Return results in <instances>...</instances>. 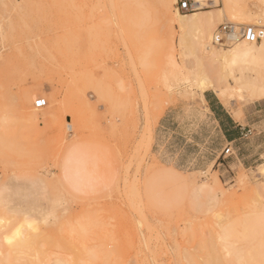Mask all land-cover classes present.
Instances as JSON below:
<instances>
[{
	"label": "rangeland",
	"instance_id": "obj_1",
	"mask_svg": "<svg viewBox=\"0 0 264 264\" xmlns=\"http://www.w3.org/2000/svg\"><path fill=\"white\" fill-rule=\"evenodd\" d=\"M180 1L167 0L168 15L159 0H0V264H264V236L251 223L264 100L227 97L247 131L226 156L204 96L225 109L220 116L232 114L215 90L202 92L215 76L196 69L193 53L206 27L177 25V12L214 16L222 2L200 0L191 13ZM240 1L264 19L260 0ZM171 40L183 74L172 73ZM248 64L232 67L234 89L264 87V62ZM87 145L95 193L76 191L62 173L68 149ZM220 214L242 219L225 238L229 255L213 248Z\"/></svg>",
	"mask_w": 264,
	"mask_h": 264
},
{
	"label": "bare ground",
	"instance_id": "obj_2",
	"mask_svg": "<svg viewBox=\"0 0 264 264\" xmlns=\"http://www.w3.org/2000/svg\"><path fill=\"white\" fill-rule=\"evenodd\" d=\"M159 1L161 4L160 10L168 15L171 14L173 5L167 2V0ZM197 1L200 2V0ZM174 2L177 3V0H174ZM221 2L222 7L216 11V14H214V16H211L209 12H198L191 14L189 17H183L179 12H177V15L180 17L177 25L181 30L188 32L206 27V29L199 35L198 39H196L193 53L196 56V69H201V73L205 75L208 73L213 74L215 76V81L207 82V80L204 79V82L201 84L200 88L202 92H206L208 90H215L219 94V96H222L221 100L225 101L226 103L227 97H229V95H232L233 93L236 95L247 94L252 97L255 101L264 100V87L257 86L251 83H246L241 84L238 86L237 89H234L233 85L231 84V80H235L237 75V72L232 69L234 65L239 62H244L248 64L251 60H260L264 62V35L262 37V40L257 43H246L244 41L234 43L227 47H235L231 50H226V48L216 47L212 45L214 34L216 32L215 31L213 33V30L217 23L222 22L223 20H228L232 21L234 24L237 23L245 26L254 24L253 26L261 25L264 27V19L258 17L257 13L249 12L246 9L245 5H241L240 0H221ZM260 2L262 3V5L264 4V0H260ZM218 3L219 0H216V4ZM170 20L172 26H174V18H171ZM184 42L185 36L183 35L180 38V45L183 46ZM167 48L172 73L174 75H178L182 73L183 70L177 62L175 56V45L172 40L168 43ZM240 71L243 72L245 70L242 69ZM182 74L179 76H182ZM175 78L176 76L174 77V79ZM176 83L178 82L176 81ZM238 117H241V114H238ZM90 149L92 148L87 149L84 146L71 147L68 149L67 153L64 155L62 160V173H64V179L70 187L74 188L78 192H84L87 188L89 189V187H91L90 190L93 192L92 189H95L98 186L96 185V181L98 180L96 178L98 166L96 162V157H94V151H91ZM261 173L263 175V180L260 190L257 193V197L254 204L255 218L251 222L259 228L257 230L258 233L252 232V234L256 235L255 237L259 238H262L264 236V168ZM216 183L220 186V183L218 181ZM92 186L96 187L94 188ZM232 218L233 217H231L230 214H220V220L217 218L218 221H220V231L216 233L217 240H214L217 241V245H214L216 243H213V248L215 250L216 255H225L226 253L227 255H229L231 252V247L229 244H227L225 238L230 235L231 229L234 228L236 225H241V223L239 222L242 221V219L241 221H239L237 219ZM238 219L240 218L238 217ZM245 220V226L249 227L250 222L247 218L244 219V221ZM34 221L35 220H31L29 218L25 221L27 227H33L30 228V230L35 229ZM214 238H216V236ZM7 240L9 241V238H7ZM48 264L63 263L60 260H56L49 262Z\"/></svg>",
	"mask_w": 264,
	"mask_h": 264
},
{
	"label": "built area",
	"instance_id": "obj_3",
	"mask_svg": "<svg viewBox=\"0 0 264 264\" xmlns=\"http://www.w3.org/2000/svg\"><path fill=\"white\" fill-rule=\"evenodd\" d=\"M201 8L197 0H181L179 9L187 12H197ZM264 30L253 25H237L234 23H224L215 32L212 45L221 48H227L239 41L246 43H257L262 40ZM47 100L40 98L35 101L37 109H43L47 106ZM226 156L233 155L230 144L226 147Z\"/></svg>",
	"mask_w": 264,
	"mask_h": 264
},
{
	"label": "crops",
	"instance_id": "obj_4",
	"mask_svg": "<svg viewBox=\"0 0 264 264\" xmlns=\"http://www.w3.org/2000/svg\"><path fill=\"white\" fill-rule=\"evenodd\" d=\"M213 93L217 97L219 96L217 95L218 93L215 92ZM218 98L221 101V103L231 112L232 116L229 113H227V111L225 115L223 114L222 116H220V112L224 113L225 109H220L218 105L216 107L211 99L208 98L206 99V97L204 96L205 102H208L211 111L215 115L217 122L222 128V131L227 139V142L230 145H232L236 143L238 140H241L245 136V132L247 131L246 126L241 123L244 118V111L241 108H234L233 107L234 101H229L226 103L225 101H222L220 97ZM259 101H263V100H259ZM259 101H251V102L258 103ZM238 114H241V117H238Z\"/></svg>",
	"mask_w": 264,
	"mask_h": 264
},
{
	"label": "snow or ice",
	"instance_id": "obj_5",
	"mask_svg": "<svg viewBox=\"0 0 264 264\" xmlns=\"http://www.w3.org/2000/svg\"><path fill=\"white\" fill-rule=\"evenodd\" d=\"M18 234V233H17ZM9 243H12L13 241H12V239H9V241H8Z\"/></svg>",
	"mask_w": 264,
	"mask_h": 264
}]
</instances>
